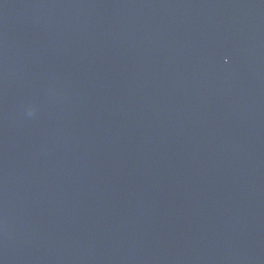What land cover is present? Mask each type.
Segmentation results:
<instances>
[{
	"label": "water",
	"instance_id": "1",
	"mask_svg": "<svg viewBox=\"0 0 264 264\" xmlns=\"http://www.w3.org/2000/svg\"><path fill=\"white\" fill-rule=\"evenodd\" d=\"M0 264H264V0H0Z\"/></svg>",
	"mask_w": 264,
	"mask_h": 264
}]
</instances>
